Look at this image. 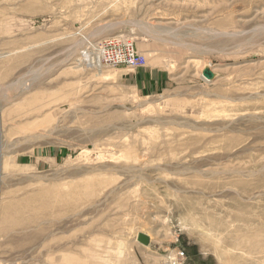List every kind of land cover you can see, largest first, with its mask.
Masks as SVG:
<instances>
[{"label": "rangeland", "instance_id": "obj_1", "mask_svg": "<svg viewBox=\"0 0 264 264\" xmlns=\"http://www.w3.org/2000/svg\"><path fill=\"white\" fill-rule=\"evenodd\" d=\"M0 264H264V0H0Z\"/></svg>", "mask_w": 264, "mask_h": 264}, {"label": "built area", "instance_id": "obj_2", "mask_svg": "<svg viewBox=\"0 0 264 264\" xmlns=\"http://www.w3.org/2000/svg\"><path fill=\"white\" fill-rule=\"evenodd\" d=\"M98 66L126 67L137 69L145 66L144 57L137 54L132 42L122 41L117 38L106 39L99 47L96 59H92ZM180 257H184L181 253Z\"/></svg>", "mask_w": 264, "mask_h": 264}, {"label": "water", "instance_id": "obj_3", "mask_svg": "<svg viewBox=\"0 0 264 264\" xmlns=\"http://www.w3.org/2000/svg\"><path fill=\"white\" fill-rule=\"evenodd\" d=\"M202 77H203V79H205L208 82H213L214 80H216L217 75L213 72V70L211 69L210 66H207L202 71ZM139 242L145 246H148L149 242H150L149 237H147L145 235H141L139 237Z\"/></svg>", "mask_w": 264, "mask_h": 264}, {"label": "bare ground", "instance_id": "obj_4", "mask_svg": "<svg viewBox=\"0 0 264 264\" xmlns=\"http://www.w3.org/2000/svg\"><path fill=\"white\" fill-rule=\"evenodd\" d=\"M85 54H86V53H85ZM84 57H86V59H88V58L90 59L91 55H90V54H89V55L86 54ZM91 58H93V57H91ZM89 59H88V60H89ZM86 61H87V60H86ZM90 61H91V60H90Z\"/></svg>", "mask_w": 264, "mask_h": 264}]
</instances>
